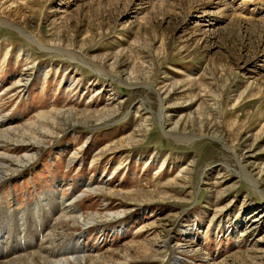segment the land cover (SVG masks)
I'll use <instances>...</instances> for the list:
<instances>
[{"label":"rangeland","instance_id":"rangeland-1","mask_svg":"<svg viewBox=\"0 0 264 264\" xmlns=\"http://www.w3.org/2000/svg\"><path fill=\"white\" fill-rule=\"evenodd\" d=\"M260 21L264 0H0V127L50 117L0 182V238L33 243L37 201L83 193L96 220L66 235L94 264H264Z\"/></svg>","mask_w":264,"mask_h":264},{"label":"bare ground","instance_id":"bare-ground-1","mask_svg":"<svg viewBox=\"0 0 264 264\" xmlns=\"http://www.w3.org/2000/svg\"><path fill=\"white\" fill-rule=\"evenodd\" d=\"M260 23H264V21H260ZM260 23H257L256 26L260 27ZM44 114L45 113L40 114L39 116H44ZM60 114H62V112H60ZM84 115L85 113H83V115H79L77 112L70 111V113L69 112L67 114L64 113V117L60 118L58 122H60L61 119L64 120L73 119V121H75L76 118H78V120H82L85 122V118H81ZM48 118L40 119V120H38L39 119L38 118L37 122L35 123L30 122V124L28 123L29 125L20 124V125L6 127L3 129V127L6 126L9 119L7 120L5 116L0 117V126H3L0 127V150H1L0 151V182H2L6 177H8L11 172L18 170V168L15 167L16 163L18 165H27L31 160L34 159V155L36 151H38L40 147H44L46 145V141H47V139H45L46 135H42L40 133L42 132V128L45 126V124H47L46 121H48ZM97 124H101V123H97ZM49 127L51 126L49 125ZM73 128L75 127L73 126ZM48 131H50L51 133V134L50 133L47 134L48 137L49 136L52 137L54 135L53 131L52 130H48ZM9 145L12 146L14 145L16 147L15 149H17V147H24L25 153L20 156H14L12 154L4 153L1 148ZM14 163L15 166L13 165ZM103 187L104 186L102 185L101 187H95V188L92 187L88 190L92 193H95L98 191H102L104 189ZM108 193L115 195L114 191H110ZM56 194L57 193H53V192L49 194H45V197L47 199L45 198L42 201L41 199H39L35 204V206H37L36 208L37 214L35 213V216H32V219L30 220V230L33 231V235H34L33 243L23 244L22 239H20V248H19L17 245L11 244L10 243L11 241L10 242L8 241L9 242L8 243L5 241V239H1L2 237H4V234L2 235V237L0 238V264H88V260L89 263L92 264H94V262L98 263L97 260H94L95 257L93 258L92 261L91 259L92 257L87 256L89 249H86L85 244L82 242L83 240L82 235L77 234L75 236H70V237L66 235L67 229L84 227L93 224L94 223L93 221L96 220L97 214H89L86 216L84 214L80 215V210L76 209L77 206L75 209L73 208L74 203L76 202V200H78L84 195L83 193L76 195L74 194L75 196L73 198L70 197L68 200L64 198L63 201L62 198H59V195ZM119 194L123 196V192ZM63 206H65L64 209H62ZM70 212H72L73 215L69 214ZM75 212H79V215L75 216L74 215ZM42 214L47 215L46 222L39 221L40 220L39 217ZM53 219L54 221L51 224L50 220ZM2 220L3 218L1 219L0 222V231H2L4 229V226L7 224V219H5L3 222ZM10 220L12 219L10 218ZM20 221L21 219L18 218L19 223ZM23 224L24 223H22V225ZM31 226H36V227L34 229H31L33 228ZM51 244L57 249L56 252L52 255L53 259L42 253V250L46 249Z\"/></svg>","mask_w":264,"mask_h":264}]
</instances>
